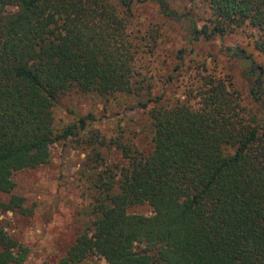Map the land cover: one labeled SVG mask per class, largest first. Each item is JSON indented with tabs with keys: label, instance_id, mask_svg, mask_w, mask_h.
Listing matches in <instances>:
<instances>
[{
	"label": "trees",
	"instance_id": "trees-1",
	"mask_svg": "<svg viewBox=\"0 0 264 264\" xmlns=\"http://www.w3.org/2000/svg\"><path fill=\"white\" fill-rule=\"evenodd\" d=\"M145 1L0 0V212L26 210L14 173L46 165L51 144L81 133L94 164L91 221L56 264L89 255L105 264H264V63L225 47L243 67L245 101L204 63L183 97L151 96L126 33L132 6ZM150 1L164 18L185 21L192 41L249 29V44L264 56V0H200L208 11L201 26L169 0ZM184 54L176 52L173 74ZM71 93L103 106L126 97L147 116L150 150L120 134L106 139L91 115L57 129L53 108ZM102 148L119 152L121 163L100 170ZM142 205L150 215L128 212ZM27 254L0 223V264H24Z\"/></svg>",
	"mask_w": 264,
	"mask_h": 264
},
{
	"label": "rangeland",
	"instance_id": "rangeland-1",
	"mask_svg": "<svg viewBox=\"0 0 264 264\" xmlns=\"http://www.w3.org/2000/svg\"><path fill=\"white\" fill-rule=\"evenodd\" d=\"M115 3L114 0H109ZM170 6L184 13L196 25L204 24L208 11L200 0H169ZM12 11V8H7ZM185 21L173 22L164 18L155 4L146 0L131 8L126 33L138 45L135 71L150 85L151 96L164 95L163 99L183 97V91L194 87L197 63H204L215 76L231 81L240 98L245 101L247 84L242 78V65L227 56L225 47H240L258 63L264 56L253 51L249 44V29L211 40L192 41L187 33ZM184 50L183 68L173 74L175 54ZM171 76L172 82L166 83ZM138 78V76H136ZM126 97L103 106L102 101L92 95L71 93L60 98L53 108V120L57 129L69 125L75 118L91 115V127L106 139L121 135L143 153L150 150V128L144 111L130 109ZM264 111V104L261 108ZM90 128V126H89ZM83 135L72 136L49 146L50 158L46 165L23 170L12 175L14 193L23 198L25 212H0V223L5 232L28 249L24 264H56L75 236L91 221L88 215V174L94 165L87 164ZM99 169L120 164L119 152L103 148ZM4 199V198H3ZM2 200V197H0ZM128 212L150 215L146 205L134 206ZM82 264H105L96 255H89Z\"/></svg>",
	"mask_w": 264,
	"mask_h": 264
}]
</instances>
